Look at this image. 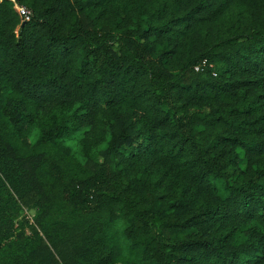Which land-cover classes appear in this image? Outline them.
<instances>
[{"label": "trees", "instance_id": "obj_1", "mask_svg": "<svg viewBox=\"0 0 264 264\" xmlns=\"http://www.w3.org/2000/svg\"><path fill=\"white\" fill-rule=\"evenodd\" d=\"M0 264H264V0H0Z\"/></svg>", "mask_w": 264, "mask_h": 264}, {"label": "built area", "instance_id": "obj_2", "mask_svg": "<svg viewBox=\"0 0 264 264\" xmlns=\"http://www.w3.org/2000/svg\"><path fill=\"white\" fill-rule=\"evenodd\" d=\"M15 10L17 11L18 15L21 18L22 22H27L31 19L32 16V12L25 6L19 5V4H15ZM206 61L203 62L202 65H205ZM195 69L197 71H199L201 69V66L198 65L195 67Z\"/></svg>", "mask_w": 264, "mask_h": 264}, {"label": "rangeland", "instance_id": "obj_3", "mask_svg": "<svg viewBox=\"0 0 264 264\" xmlns=\"http://www.w3.org/2000/svg\"><path fill=\"white\" fill-rule=\"evenodd\" d=\"M36 210H24L23 216L27 217L29 220H32L35 216Z\"/></svg>", "mask_w": 264, "mask_h": 264}]
</instances>
